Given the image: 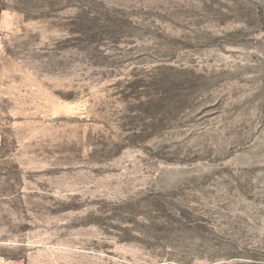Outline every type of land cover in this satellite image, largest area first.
Wrapping results in <instances>:
<instances>
[{
  "label": "rangeland",
  "instance_id": "rangeland-1",
  "mask_svg": "<svg viewBox=\"0 0 264 264\" xmlns=\"http://www.w3.org/2000/svg\"><path fill=\"white\" fill-rule=\"evenodd\" d=\"M0 264H264V0H0Z\"/></svg>",
  "mask_w": 264,
  "mask_h": 264
}]
</instances>
